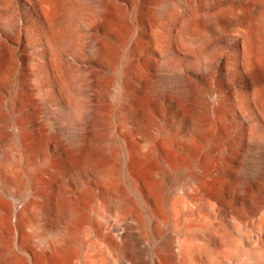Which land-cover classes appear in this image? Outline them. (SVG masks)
Here are the masks:
<instances>
[{"label":"rangeland","instance_id":"374dc122","mask_svg":"<svg viewBox=\"0 0 264 264\" xmlns=\"http://www.w3.org/2000/svg\"><path fill=\"white\" fill-rule=\"evenodd\" d=\"M54 2L49 11L40 0H0V154L15 148L18 171L12 179L0 168L8 251L21 264H264V102L255 97L264 96V0ZM204 14L217 25L204 27ZM54 40L64 41L65 99ZM185 92L194 119L204 108L207 134L182 116ZM188 136L190 154L180 144ZM82 142L74 163L67 150Z\"/></svg>","mask_w":264,"mask_h":264},{"label":"bare ground","instance_id":"6f19581e","mask_svg":"<svg viewBox=\"0 0 264 264\" xmlns=\"http://www.w3.org/2000/svg\"><path fill=\"white\" fill-rule=\"evenodd\" d=\"M46 7L47 10L52 11L54 9V0H40ZM159 1H165V0H159ZM99 17H104L108 14V11L105 8L100 7L97 11ZM197 19H191L188 24H184V27L181 29V39L186 43L189 42L191 43L192 41H189L187 39V34L189 30V25L192 23H195ZM201 23L203 24L204 27H210L213 28L217 25L218 18L215 15L212 14H204L201 17ZM114 29V26H112ZM64 47V41L60 40H54L53 43L50 44V56H51V63L53 67V75L56 84L58 85V88L60 92L62 93L63 98H67L68 93H69V87L67 84V81L64 79V76L62 75L61 71V66L59 63V53L61 49ZM7 62V53L6 50L4 49L3 45L0 43V73L2 70L5 68ZM255 87L258 89L260 88V85L258 82L254 81ZM147 89L151 90V86L149 85ZM259 90V89H258ZM256 98H258L257 102H264V96L263 94L258 91L256 93ZM149 97H143L140 100H138L134 106V111L135 113L139 115H145L146 114V108H147V103L149 101ZM181 106H182V116L189 120L190 122L194 121V126L200 130V132L203 133H208L209 131V123L208 119H202V115L204 113V108L200 105L197 107V117L194 119L193 118V113L195 112V105L193 103V98L190 96V92H185L180 100ZM218 113H221V110H218ZM264 114V113H263ZM170 135H168L166 132L162 134L160 137L159 144L164 148V149H169L171 140H170ZM84 142V141H83ZM78 143L75 145L73 148L67 150V156L69 160L72 162L76 163L80 160L81 155L83 154V151L85 149L84 143ZM180 144L185 148L186 153L190 154L193 153L196 148H197V143H196V138L194 136H188L184 138ZM135 152L137 151V147L135 146ZM17 159V153L16 149L11 147L7 151L3 152L0 154V168L4 170L6 173H8L12 179H18V171L15 166L16 160ZM110 157L107 155L102 163L99 166V176H98V182L103 185L104 187H108L113 180V173L110 169ZM152 164H145L144 165V170L148 175H152L154 169L151 166ZM30 168H33L34 163L30 162L29 163ZM202 189H204L202 187ZM182 200V198H180ZM60 207L62 208L63 211H65L67 214H70V218L72 220H77L80 221L83 219V216L80 213H73V207L69 205L67 202H60ZM7 227V220L4 218L1 213H0V232L3 231ZM33 231L35 229L33 228ZM49 247L58 250L60 247V241L59 240H53L52 242L49 243ZM0 253L3 254V259L5 261H8L10 264H21V258L19 259L15 255L11 254L8 251L7 246L4 244V242L0 238Z\"/></svg>","mask_w":264,"mask_h":264}]
</instances>
